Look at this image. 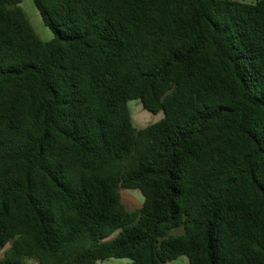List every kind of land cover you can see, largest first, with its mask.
I'll return each instance as SVG.
<instances>
[{
    "label": "trees",
    "instance_id": "16d2710c",
    "mask_svg": "<svg viewBox=\"0 0 264 264\" xmlns=\"http://www.w3.org/2000/svg\"><path fill=\"white\" fill-rule=\"evenodd\" d=\"M33 1L49 41L0 0V264H264V0Z\"/></svg>",
    "mask_w": 264,
    "mask_h": 264
},
{
    "label": "rangeland",
    "instance_id": "374dc122",
    "mask_svg": "<svg viewBox=\"0 0 264 264\" xmlns=\"http://www.w3.org/2000/svg\"><path fill=\"white\" fill-rule=\"evenodd\" d=\"M234 1H240V2H247V3H255L256 0H234ZM22 7L27 12L34 28L39 33V35L45 40L49 41L53 38L52 31L46 27L44 24L42 17L36 8L33 0H23ZM128 108L133 120V123L136 128L142 129L146 128L147 126L160 121L164 114L161 112L159 114H152L145 110L143 107V104L140 100H132L128 103ZM122 202L125 205L126 209L129 211H134L137 208H140L144 203V196L140 190L137 189H122ZM184 231L183 228H179L173 232L174 235L181 234ZM10 247V245L7 248L0 249V260L5 253V251ZM131 260L129 259H109L103 262H100L99 264H129ZM168 264H189V260L186 256H182L178 258L177 260L168 263Z\"/></svg>",
    "mask_w": 264,
    "mask_h": 264
}]
</instances>
